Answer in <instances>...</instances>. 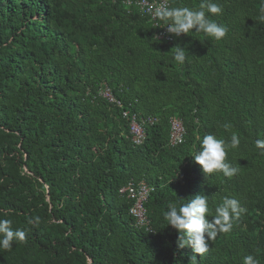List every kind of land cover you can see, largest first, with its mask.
I'll list each match as a JSON object with an SVG mask.
<instances>
[{
  "label": "trees",
  "instance_id": "16d2710c",
  "mask_svg": "<svg viewBox=\"0 0 264 264\" xmlns=\"http://www.w3.org/2000/svg\"><path fill=\"white\" fill-rule=\"evenodd\" d=\"M122 1L0 0V216L27 233L0 249V264H191L193 255L198 264H240L249 253L264 264V150L254 144L264 138L261 0H215L225 38L190 32L172 42L158 41L156 27ZM175 46L186 50L183 65ZM104 87L119 105L100 96ZM124 112L157 119L141 144ZM172 117L185 131L175 146ZM225 122L241 141L227 155L239 167L232 178L204 174L191 158L197 137L230 139ZM140 182L153 188L151 231L135 225L119 192ZM198 193L213 214L226 195L247 209L203 257L179 248L164 218ZM37 216L38 225L27 223Z\"/></svg>",
  "mask_w": 264,
  "mask_h": 264
},
{
  "label": "clouds",
  "instance_id": "9594fccd",
  "mask_svg": "<svg viewBox=\"0 0 264 264\" xmlns=\"http://www.w3.org/2000/svg\"><path fill=\"white\" fill-rule=\"evenodd\" d=\"M261 3L260 11L264 13V0H261ZM148 11L155 19L166 24L168 33L177 37L197 32L220 41L229 32L226 25L219 24L212 19L223 12L221 5L215 0H201L198 8L168 7L166 3H162L155 9L149 7ZM260 19L264 20V15H261ZM173 48L174 60L183 65L187 58L186 50L180 46ZM222 127L225 132L231 133L230 139L218 138L214 134H206L202 138L197 137L199 146H194L195 150L191 158L201 166L204 174L221 173L226 178H232L238 174L239 167L229 163L227 155L230 149L239 148L241 141L239 135L232 131L233 125L230 122H225ZM254 144L257 149L264 150V138H257ZM246 212L247 209L237 198L226 195L222 202L215 206L213 214L209 197L198 193L186 202H181L179 206L176 203L170 204L164 218L168 226L178 233L177 246L179 248L190 247L193 253L203 257L210 251V242L221 233H230L234 222ZM12 223L11 219L0 216V249L5 251H11L14 242H26L27 240L26 231L23 228L13 230ZM27 223L33 226L38 225L40 217H30ZM190 262L198 264L195 255L191 257ZM240 264H260V259L254 253H249L241 256Z\"/></svg>",
  "mask_w": 264,
  "mask_h": 264
},
{
  "label": "built area",
  "instance_id": "2783aa9c",
  "mask_svg": "<svg viewBox=\"0 0 264 264\" xmlns=\"http://www.w3.org/2000/svg\"><path fill=\"white\" fill-rule=\"evenodd\" d=\"M176 0H123L122 4L128 12L137 11L139 14L147 17L148 21L152 23L153 27H156L155 38L158 41L172 42L177 36L167 32L166 24L155 19L151 12L148 11L149 7L155 9L162 3H166L168 7H171L172 3ZM100 96L108 100L110 103H119L116 101L109 88L104 87L99 90ZM124 117L129 119V128L131 140L135 145L141 144L144 140L145 132L144 126H152L157 122L156 118L146 117L138 119L136 115H129L124 112ZM185 131L184 126L179 118L169 119V143L171 146L182 143ZM153 191L152 187L146 185L144 182L138 184H128L120 189V194L126 195L132 202L129 209V214L133 218L135 225L138 228L150 230V222L147 218L145 204L148 200L150 193Z\"/></svg>",
  "mask_w": 264,
  "mask_h": 264
}]
</instances>
